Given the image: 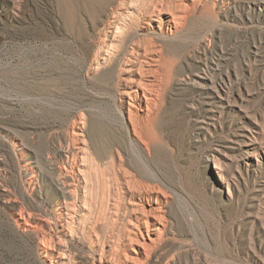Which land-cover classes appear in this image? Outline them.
<instances>
[{
  "label": "rangeland",
  "instance_id": "1",
  "mask_svg": "<svg viewBox=\"0 0 264 264\" xmlns=\"http://www.w3.org/2000/svg\"><path fill=\"white\" fill-rule=\"evenodd\" d=\"M106 1L0 0V264H74L69 253L92 264L85 236L63 238L55 210L70 197L53 181L81 117L87 119L83 136L99 150L127 142L118 121V109L126 111L119 101L126 99L124 73L94 70L95 56L103 54ZM194 7L182 35L165 40L171 81L155 113L158 145L151 157L170 203L164 208L166 234L143 264H264V154L249 157L260 161L247 167L241 158L248 138L239 137L243 130L257 136L254 125L264 138V0H196ZM213 61L219 73L211 72L212 78L227 74L244 98L242 110L207 118L202 140L200 104L188 78ZM212 155L225 162H217L222 171ZM26 160L27 173L18 169ZM32 168L41 174L28 185ZM21 212L41 223L39 232L16 226ZM110 227L102 225L104 244L112 242ZM41 240L65 248V258L57 252L41 257Z\"/></svg>",
  "mask_w": 264,
  "mask_h": 264
},
{
  "label": "bare ground",
  "instance_id": "2",
  "mask_svg": "<svg viewBox=\"0 0 264 264\" xmlns=\"http://www.w3.org/2000/svg\"><path fill=\"white\" fill-rule=\"evenodd\" d=\"M195 3L196 0L106 1L105 11L109 14L100 45L103 54L95 56L94 70L109 67L105 72L108 75L115 71L124 73L121 80L125 89L122 94L126 99L119 101L126 105V111L118 109V121L127 142L123 140L115 146L111 145L113 148L110 146L105 151L99 150L83 136L87 119H76L78 122L71 130L74 139L67 146V153L62 155L59 178L53 181L62 194L68 193L70 197L64 196L55 210L63 238L67 242H74L79 239V234L85 236L93 254L92 264H143L149 260L151 251L161 242L167 230L164 208L170 203L165 190L169 187L162 183L160 171L151 157L152 150L158 145L153 121L165 85L171 81V65L164 56L165 40L178 39L182 35L184 20L189 9L195 8ZM217 61L191 72L188 78L200 104L198 113L202 119L197 138L202 140L206 139L203 131L208 125L206 119H214L215 114L220 117L233 107L241 109L244 98L240 87L233 84L227 74L226 77L221 75L218 81L212 78V73L218 72ZM250 129L258 135L249 137L245 130L239 133V137L248 138L242 140L248 149L241 159L247 167L256 168L260 160L256 159V163H253L249 157L261 152L264 154V138L261 128L258 131L253 125ZM13 143L15 146L12 147L16 150L19 144ZM21 157L25 155L21 154ZM221 159L216 155L211 156L212 164L219 171L224 169L220 168ZM26 162L22 166L18 164L19 171L27 173L30 170L31 167L27 165H31V162ZM31 173L26 180L28 185L38 182L41 171L32 168ZM220 179L223 180V177ZM100 187L101 197L96 199L94 195L98 194L96 190ZM14 221L23 231H38L41 225L22 212L16 215ZM102 225L112 228L109 235L112 242L109 244L101 242ZM42 241L38 245L41 257H55L57 252L65 258V248H56L57 245L50 246ZM69 254L66 256L68 262L74 260V264H83L81 259Z\"/></svg>",
  "mask_w": 264,
  "mask_h": 264
}]
</instances>
